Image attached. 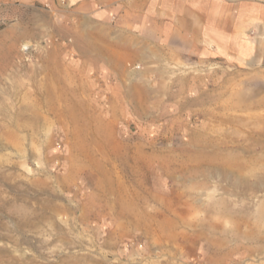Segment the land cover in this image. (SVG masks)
I'll return each mask as SVG.
<instances>
[{"label":"rangeland","instance_id":"374dc122","mask_svg":"<svg viewBox=\"0 0 264 264\" xmlns=\"http://www.w3.org/2000/svg\"><path fill=\"white\" fill-rule=\"evenodd\" d=\"M105 1L0 0V264H264V72L210 114L165 68L94 81Z\"/></svg>","mask_w":264,"mask_h":264},{"label":"crops","instance_id":"0c3cea01","mask_svg":"<svg viewBox=\"0 0 264 264\" xmlns=\"http://www.w3.org/2000/svg\"><path fill=\"white\" fill-rule=\"evenodd\" d=\"M89 6L91 38L77 46L83 60L75 64L94 81L117 79L135 99L153 92L144 78L165 68L177 75L175 93L194 92L192 111L210 114L224 99L223 73L264 72V0H106L103 8ZM126 78L135 80L127 86ZM178 101L175 96V104L184 105Z\"/></svg>","mask_w":264,"mask_h":264}]
</instances>
